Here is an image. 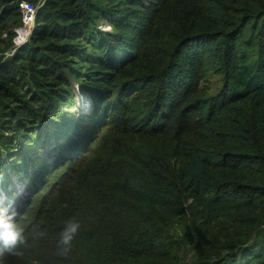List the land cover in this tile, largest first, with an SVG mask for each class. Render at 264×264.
<instances>
[{
    "label": "trees",
    "instance_id": "16d2710c",
    "mask_svg": "<svg viewBox=\"0 0 264 264\" xmlns=\"http://www.w3.org/2000/svg\"><path fill=\"white\" fill-rule=\"evenodd\" d=\"M21 1L0 0L5 49ZM36 18L11 59L0 48L1 163L17 152L11 171L35 177L64 131L75 158L26 239L56 264H264V0H44ZM75 83L88 125L70 119Z\"/></svg>",
    "mask_w": 264,
    "mask_h": 264
},
{
    "label": "rangeland",
    "instance_id": "374dc122",
    "mask_svg": "<svg viewBox=\"0 0 264 264\" xmlns=\"http://www.w3.org/2000/svg\"><path fill=\"white\" fill-rule=\"evenodd\" d=\"M43 6H44V0H22L19 3V10H20L21 17H22V25L18 27H14L12 30V32H14V35L12 34L13 36L12 46L10 48H6L7 49L6 50L5 49L6 44L4 43L0 47L2 50L5 51L3 55V61L11 59L21 47L27 44L29 38L31 37V35L33 34L36 28L37 13ZM31 17H32L31 21L28 22V20ZM101 28L104 29V31L113 30V27L107 23H105ZM3 36L7 37V34L5 33ZM78 85H80V83L76 84V86ZM74 104L77 107L72 110V113H71L72 116H70L71 117L70 119H73L76 124L79 121H82V117L80 116L85 115L91 109V102L88 98V93L82 90L80 91V89H76L75 87ZM89 105H90V108H88ZM89 123L90 121L87 119L85 121V125H88ZM84 133H85V130L81 132L80 136H79L80 133H75V135L79 136L80 139H83L82 134ZM66 134L67 133L64 131L62 132L61 135L58 134L57 136L49 137V139H47V142L46 144H44V146L47 149L48 143H49V145L53 148V152H55L54 147L56 143L61 141L63 137H65ZM0 149H2V147H0ZM23 149L24 151H26L28 147H23ZM16 153H13V154H16ZM48 154H49L48 150H46L45 157ZM3 161L4 163L2 164L1 157H0V175H1L0 176V200L11 198L13 206L17 209L18 213L21 216V214L27 208L28 204L32 202V196H33L32 192L34 191L33 185L36 184V186H39L40 179H39V176H35L34 181H32L31 183L30 181L28 182L26 178L18 177L17 175L13 173H9L10 168H7L8 161H6L5 159H3ZM3 171L5 172L8 171L9 177L7 180H5V174ZM57 173L59 174V172L56 171L55 174ZM21 191L23 192L19 193ZM23 209L24 211L21 212ZM17 220H16L17 226L20 227L18 225L19 222ZM50 247H51V244L48 245L47 243H44L41 246L39 241L33 242L32 245H30L24 252H22V255L20 256L12 255V256H15L13 260L9 261V253L7 252H5L3 255H0V264H10L9 262H12V264H56L58 262L54 258L52 249L49 250ZM30 248H32V251H30Z\"/></svg>",
    "mask_w": 264,
    "mask_h": 264
},
{
    "label": "clouds",
    "instance_id": "9594fccd",
    "mask_svg": "<svg viewBox=\"0 0 264 264\" xmlns=\"http://www.w3.org/2000/svg\"><path fill=\"white\" fill-rule=\"evenodd\" d=\"M76 84L77 83H75L74 89L76 87V89H80V91L81 90L84 91L81 88V85L76 86ZM88 98L91 102V109L85 115L80 116V117L86 118V119H88L89 114L92 112V110L94 108L92 99H91L89 94H88ZM76 107L77 106L74 105L71 109H68V111H70V113H72V110ZM88 108H90V105ZM71 116H72V114H71ZM50 137H52V136H50ZM48 147L46 149V147L43 146L42 152L40 153V156L45 159V167L44 168L46 171H44V172H38V170L35 171L36 172L35 176H39L40 185L39 186H36V184L33 185L34 191L32 192V194H33L32 202L30 204H28L25 211H24V209L21 211V212L24 211L21 214L22 217L18 213L17 209L13 206L11 198H6V199L0 200V255H3L5 252H7V253H9L10 256L11 255L20 256V255H22V252H24L30 245H32L33 242H31V241L29 242L28 239H26V237L28 236V233H27L28 230L23 232V230L20 229L21 226L26 225V224H24V221H25L24 218L26 217V213L29 209L35 208L37 199L40 195L39 192H41L43 186L53 185L54 181L59 177V174L61 173V171L63 172V169L69 164V162L67 163L66 159L70 158V160H73L75 158V156L71 152H69L67 150L63 151L62 148H60L58 145H55V147H54L55 152H53V148L49 145V143H48ZM4 150L5 149H3L2 151H4ZM46 150H48L49 154L45 157ZM12 157H13V154L10 156H6L4 154V159H6V161H8L7 162V164H8L7 168H10L9 173H13L11 171V169H12L14 163H12L10 161V160H13ZM56 171L59 172V174L58 173L55 174ZM3 172L5 174V180H7L9 177L8 171H6V172L3 171ZM46 172L53 175L54 177H50L49 175L42 174V173H46ZM13 174L17 175L18 177L26 178V180L28 182L30 181L31 183H32V181H34V175L31 176V177H33V179L31 180V179H29L31 177H28L27 175H21L20 176L16 173H13ZM22 192L23 191H21L19 193H22ZM20 195H22V194H20ZM6 202L8 205L6 204ZM18 217H19V219H18ZM23 219H24V221H23ZM16 220L19 222L18 225L20 227L17 226ZM22 221H23V223H21ZM80 228H81V224L75 218L70 219L69 221H67L65 223V226L60 233V239H59V243H58V248H59L58 254L59 255H61V256H67L68 255V253L71 250L72 241L74 240V238L78 234ZM33 235L35 238H39V237H42L43 235H45V232L43 230H38V226H37V228L33 229ZM30 251H32V248H30Z\"/></svg>",
    "mask_w": 264,
    "mask_h": 264
},
{
    "label": "built area",
    "instance_id": "2783aa9c",
    "mask_svg": "<svg viewBox=\"0 0 264 264\" xmlns=\"http://www.w3.org/2000/svg\"><path fill=\"white\" fill-rule=\"evenodd\" d=\"M31 19H32V17L28 20V22L31 21Z\"/></svg>",
    "mask_w": 264,
    "mask_h": 264
}]
</instances>
